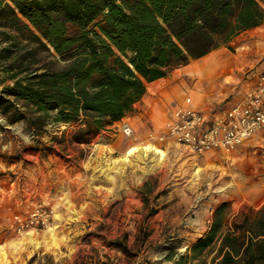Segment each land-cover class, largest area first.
I'll use <instances>...</instances> for the list:
<instances>
[{
	"label": "rangeland",
	"instance_id": "1",
	"mask_svg": "<svg viewBox=\"0 0 264 264\" xmlns=\"http://www.w3.org/2000/svg\"><path fill=\"white\" fill-rule=\"evenodd\" d=\"M229 46L217 50L228 76L217 84L223 93L214 90L211 98L239 88L243 71L252 68ZM19 106L8 115L0 108V264H171L165 256L184 254L204 236L217 205L226 203L237 213L264 203V132L229 156H198L170 142L161 164H125L119 160L136 146L134 139L116 131L110 145L97 134L77 143V123L50 116L40 126L12 122L11 115L24 110ZM35 208L49 211L51 224L15 231L13 216ZM29 233L38 246L29 242Z\"/></svg>",
	"mask_w": 264,
	"mask_h": 264
},
{
	"label": "trees",
	"instance_id": "2",
	"mask_svg": "<svg viewBox=\"0 0 264 264\" xmlns=\"http://www.w3.org/2000/svg\"><path fill=\"white\" fill-rule=\"evenodd\" d=\"M264 0H0V108L12 122L77 123L72 140L134 110L147 84L264 21ZM40 126V125H39ZM145 184L141 191L147 188ZM121 247L123 251L125 248ZM171 264H264V203L216 206ZM85 264V263H73ZM101 264H107L102 262Z\"/></svg>",
	"mask_w": 264,
	"mask_h": 264
},
{
	"label": "crops",
	"instance_id": "3",
	"mask_svg": "<svg viewBox=\"0 0 264 264\" xmlns=\"http://www.w3.org/2000/svg\"><path fill=\"white\" fill-rule=\"evenodd\" d=\"M232 43L237 50H240V54L246 59V64L252 66L243 71L238 81L239 88L237 86L232 89L226 88L228 91L225 92L224 98L209 97L214 94V90H220V93H223V85L217 84L219 79L223 81L228 76L222 73L227 67L222 61V53L217 52L220 49L218 48L202 58L190 61L187 65L175 68L167 77L148 83L145 94L135 103L134 110L121 120L114 121L107 131L102 130L97 133V136L105 138L107 145H110L112 140L108 139L109 135L117 136L114 132L121 133V126L127 123L136 135L134 145L151 144L166 153L164 144L173 141L160 142L156 137L151 139L148 132H154V136L160 134L172 109L182 104L185 97L191 98V105L194 108L209 114L240 100L256 81L255 74L264 71V21L259 26L235 36L229 45ZM214 52L212 58H205ZM200 59H203V62H196ZM210 153L227 156L221 151Z\"/></svg>",
	"mask_w": 264,
	"mask_h": 264
},
{
	"label": "built area",
	"instance_id": "4",
	"mask_svg": "<svg viewBox=\"0 0 264 264\" xmlns=\"http://www.w3.org/2000/svg\"><path fill=\"white\" fill-rule=\"evenodd\" d=\"M256 81L240 100L205 114L194 108L190 97L175 106L170 112L160 134V142L173 141L195 155L201 156L214 151L231 155L251 136L264 132V71L255 74ZM121 133L135 139L132 127L125 123ZM51 224V213L35 208L26 215L15 214L12 227L18 233L31 229H44Z\"/></svg>",
	"mask_w": 264,
	"mask_h": 264
},
{
	"label": "bare ground",
	"instance_id": "5",
	"mask_svg": "<svg viewBox=\"0 0 264 264\" xmlns=\"http://www.w3.org/2000/svg\"><path fill=\"white\" fill-rule=\"evenodd\" d=\"M165 157H166V153L163 150L157 148L154 145L146 144V145L131 147L129 150L126 151L124 156L119 161H122L125 164H131L139 159L141 160L149 159V162L152 165H158L164 161ZM28 237L30 243H33L36 246L39 245V242H37L33 238L31 233H29Z\"/></svg>",
	"mask_w": 264,
	"mask_h": 264
}]
</instances>
